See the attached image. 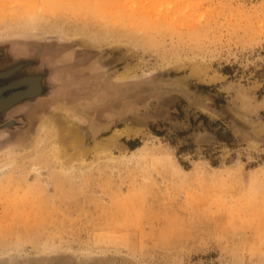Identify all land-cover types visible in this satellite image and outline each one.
<instances>
[{
  "label": "rangeland",
  "instance_id": "obj_1",
  "mask_svg": "<svg viewBox=\"0 0 264 264\" xmlns=\"http://www.w3.org/2000/svg\"><path fill=\"white\" fill-rule=\"evenodd\" d=\"M0 94V264H264V0H0Z\"/></svg>",
  "mask_w": 264,
  "mask_h": 264
},
{
  "label": "bare ground",
  "instance_id": "obj_2",
  "mask_svg": "<svg viewBox=\"0 0 264 264\" xmlns=\"http://www.w3.org/2000/svg\"><path fill=\"white\" fill-rule=\"evenodd\" d=\"M40 74H41V73H40ZM44 77H45V76H44ZM7 83H8V82H7ZM11 91H12V90H11ZM0 95H1V94H0ZM1 96H2V95H1ZM6 96H7V95H6ZM6 96H5V97H6ZM31 99H32V97H31ZM24 101H25V100H24ZM21 102H22V101H21ZM0 124H1V123H0ZM9 125H10V124H9ZM17 125H19V124H17ZM11 126H12V125H11ZM13 126H14V124H13ZM114 133H115V132H114ZM118 133H119V132H118ZM118 133H117V134H118ZM118 136H119V135H118ZM79 137H80V135L78 136V138H79ZM116 137H117V135L114 136V137H111V138H116ZM109 138H110V137H109ZM109 140H110V139H109Z\"/></svg>",
  "mask_w": 264,
  "mask_h": 264
},
{
  "label": "water",
  "instance_id": "obj_3",
  "mask_svg": "<svg viewBox=\"0 0 264 264\" xmlns=\"http://www.w3.org/2000/svg\"><path fill=\"white\" fill-rule=\"evenodd\" d=\"M0 109H1V105H0Z\"/></svg>",
  "mask_w": 264,
  "mask_h": 264
}]
</instances>
